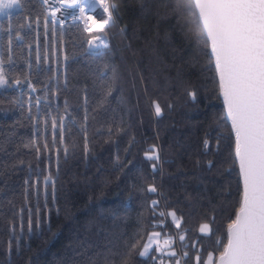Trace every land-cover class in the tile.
Returning <instances> with one entry per match:
<instances>
[{
  "label": "trees",
  "instance_id": "obj_1",
  "mask_svg": "<svg viewBox=\"0 0 264 264\" xmlns=\"http://www.w3.org/2000/svg\"><path fill=\"white\" fill-rule=\"evenodd\" d=\"M109 3L93 34L54 25L38 0L0 15V132L19 154L16 172L0 155V264H158L139 256L152 230L175 235L184 264L226 244L242 188L193 1Z\"/></svg>",
  "mask_w": 264,
  "mask_h": 264
},
{
  "label": "snow or ice",
  "instance_id": "obj_2",
  "mask_svg": "<svg viewBox=\"0 0 264 264\" xmlns=\"http://www.w3.org/2000/svg\"><path fill=\"white\" fill-rule=\"evenodd\" d=\"M60 2L64 4L65 0ZM78 2L71 0L67 6ZM99 6L108 18L98 23L88 17L92 20V27L86 28L89 32L102 30L111 21V9L115 5L99 0ZM19 7L21 0H0V15L10 16L8 10ZM194 9L198 11L202 33L215 63L220 96L235 137V158L243 185L235 218L227 225V243L223 251L217 258L209 253L203 264H264V0H194ZM80 11L83 13L84 8ZM52 15L55 17V10ZM94 39L103 43L100 37ZM88 43L94 45L93 40ZM6 83L0 69V86ZM155 114H161L158 103ZM146 158L158 160L154 147L146 153ZM148 191L155 192L156 188L150 186ZM169 215L179 228L181 221L175 219V213ZM199 230L205 234L210 232L208 224H202ZM159 235L152 233L150 243L144 244L139 251L140 257L149 254L153 243L158 244L152 237ZM184 239L181 235L180 240ZM171 243V239H165L155 250L163 252ZM136 247V244L131 245L132 250ZM168 255L174 256L175 252ZM201 259L198 253L197 264H201Z\"/></svg>",
  "mask_w": 264,
  "mask_h": 264
},
{
  "label": "built area",
  "instance_id": "obj_3",
  "mask_svg": "<svg viewBox=\"0 0 264 264\" xmlns=\"http://www.w3.org/2000/svg\"><path fill=\"white\" fill-rule=\"evenodd\" d=\"M38 1L44 7L47 18L54 25L56 24L57 26L63 27L65 25H74L77 23L85 34H93L101 31L100 29H93L91 32L86 30V28L92 27V20L99 23L108 18V14L104 13L103 9L99 6V0H79L74 6H67L71 3V0H65L64 4H61L60 0ZM81 7L84 8L83 13L80 11ZM53 10L56 12L55 17L52 15ZM88 17H91L92 20H89ZM96 37L102 38L103 43L100 42V39H94ZM90 40L94 41V45H89L91 49L96 50L106 44V41H104V37L101 34L93 36ZM177 256V260L180 261V264H184V257L179 250L177 251Z\"/></svg>",
  "mask_w": 264,
  "mask_h": 264
},
{
  "label": "rangeland",
  "instance_id": "obj_4",
  "mask_svg": "<svg viewBox=\"0 0 264 264\" xmlns=\"http://www.w3.org/2000/svg\"><path fill=\"white\" fill-rule=\"evenodd\" d=\"M36 1L37 0H21V7L29 6L32 3H35ZM77 26L79 27V24H77ZM78 27H76V29ZM79 29H80V27H79ZM62 30H64L62 32H65L68 29H62ZM0 133H1V140H0L1 152H0V155H1V165H2L1 171L2 172H6V171L16 172L18 170V167H19V165H18L19 154H18V144L15 141L14 132H11L10 130L5 129V130L1 131ZM8 135H11L10 140H8ZM169 213H173V212H167L168 221L171 224H173L174 227H177L175 220L173 219V217L171 215H169ZM175 219L180 220L179 217L176 215V213H175ZM204 224H208V223L205 222ZM200 226L198 227V233L206 235L205 233L200 232V230H199ZM209 228H210V226H209ZM153 232L160 234L159 236L152 237V239L154 241H157L159 245H162L163 241L165 239H171L172 243L169 247L164 248L163 252H157L155 249L158 246V244L153 243L152 248L150 249L148 255L154 253V255L156 257H158L157 258L158 264H177L178 260H177V258H175L177 255V250H176V247L174 246V243H175V235L174 234L171 235V234H168L167 232L161 233V231L152 230L148 234L149 236L146 238L143 245L141 246V250L143 249L144 244L150 243L149 237L152 235ZM207 234H209V233H207ZM169 252H175V255L174 256L168 255Z\"/></svg>",
  "mask_w": 264,
  "mask_h": 264
},
{
  "label": "water",
  "instance_id": "obj_5",
  "mask_svg": "<svg viewBox=\"0 0 264 264\" xmlns=\"http://www.w3.org/2000/svg\"><path fill=\"white\" fill-rule=\"evenodd\" d=\"M193 1V4H194V0H192ZM196 13H197V15H198V11L196 10ZM200 25L202 26V24L200 23ZM107 26V25H106ZM106 26L104 27V28H106ZM103 30V29H102ZM101 30V31H102ZM205 36V35H204ZM206 37V36H205ZM208 47H209V45H208ZM209 52H210V56H211V50H210V47H209ZM213 66H214V69H215V63H214V60H213ZM216 70V69H215ZM216 79L218 80V75H217V72H216ZM218 88H219V82H218ZM219 98H220V101H222V105H223V110H224V112H225V108H224V104H223V98H222V96H220V92H219ZM225 120H226V122L229 124V126H230V130H231V123H230V121H228L227 120V118H226V112H225ZM231 134L233 135V140H234V144H235V137H234V134L231 132ZM234 155H235V146H234ZM235 160H236V158H235ZM236 165L238 166V171H239V164H238V161L236 160ZM239 177H240V175H239ZM240 183H241V188H242V191H243V185H242V180H241V178H240ZM226 232H227V229H226ZM226 243H227V240H226ZM223 251V250H222ZM219 255H220V253L217 255V257H219ZM216 257V258H217Z\"/></svg>",
  "mask_w": 264,
  "mask_h": 264
}]
</instances>
